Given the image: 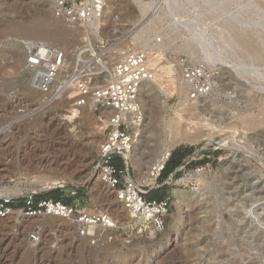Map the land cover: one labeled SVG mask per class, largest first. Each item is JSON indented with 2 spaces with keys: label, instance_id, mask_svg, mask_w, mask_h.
I'll list each match as a JSON object with an SVG mask.
<instances>
[{
  "label": "rangeland",
  "instance_id": "374dc122",
  "mask_svg": "<svg viewBox=\"0 0 264 264\" xmlns=\"http://www.w3.org/2000/svg\"><path fill=\"white\" fill-rule=\"evenodd\" d=\"M117 1L123 6L113 17L117 21L102 25L94 37L89 25L56 19L45 0H0V129L12 124L7 136L0 137V197L32 194L53 199L49 193L61 189L63 199L78 201L81 210L108 213L121 227L101 231V238L92 243L78 234L71 220L13 215L0 219V264H264V0H143L144 13L134 0ZM239 11L243 16L237 19ZM148 24V45H136L137 32ZM235 25L250 29L249 35L236 31ZM88 41L95 48L109 45L110 66L127 53L145 50L150 62L151 55H159L160 67L174 69L164 77L171 92L167 116L192 128L197 140L171 151L187 156L177 176L169 173L168 179L161 176L157 182L172 178L166 185L173 205L160 233L141 235L125 228L115 193L93 175L103 139L97 128L100 116L88 107L67 127L62 119L70 115L73 87L57 95L54 89L43 94L32 85L24 43L65 51L73 73L77 54ZM18 55L21 64L14 63ZM179 57L215 66L218 78L213 93L177 112L184 94ZM175 74L181 81H173ZM65 76L56 82L58 87ZM155 112L160 118L158 106ZM165 131L159 133L160 140ZM92 133L97 136L94 145ZM140 164L131 165L139 184L148 171ZM207 164V183H178ZM70 172L80 183L69 180L45 188L48 179H66ZM174 190L187 196L185 204H177ZM74 191L80 192L76 198L71 196ZM35 229L41 231L40 240L31 243Z\"/></svg>",
  "mask_w": 264,
  "mask_h": 264
},
{
  "label": "built area",
  "instance_id": "2783aa9c",
  "mask_svg": "<svg viewBox=\"0 0 264 264\" xmlns=\"http://www.w3.org/2000/svg\"><path fill=\"white\" fill-rule=\"evenodd\" d=\"M49 1L56 19L70 25H89L94 29L103 18L108 0ZM108 50L109 45L105 43L100 48H93L88 41L78 52L77 67L71 73L65 51L37 43L26 55L25 66L32 73V85L38 92L49 94L54 89L57 95H63L73 87L76 96L68 112H80L89 107L100 116L103 139L94 162L93 175L115 193L118 202L129 213L131 219L125 228L137 230L141 235L160 233L165 230L172 209V196L157 201L149 200L147 195L172 180L169 178L163 184H157L172 154L162 161V165L152 168L150 174L155 179L152 185H142L134 180L128 159L145 122L141 88L145 81L154 78V70L147 51H133L112 65L111 80L101 83L98 79L107 71L103 60ZM83 55L88 57V61L80 60ZM177 64L182 75L180 89L184 92L177 106V112H180L214 92L218 72L207 62H192L187 57H179ZM78 67L81 69L77 70ZM60 73L66 76L58 87L55 81ZM208 167L209 164L196 171L200 173ZM79 195V191H74L71 196L76 198ZM79 206L78 201L65 203L62 200L39 199L32 194L0 197V219L13 215L28 218L44 215L71 220L78 228V234L90 238L92 243L101 238V231L121 228L110 214L91 213ZM40 236V229H35L29 239L31 243H38Z\"/></svg>",
  "mask_w": 264,
  "mask_h": 264
},
{
  "label": "bare ground",
  "instance_id": "6f19581e",
  "mask_svg": "<svg viewBox=\"0 0 264 264\" xmlns=\"http://www.w3.org/2000/svg\"><path fill=\"white\" fill-rule=\"evenodd\" d=\"M134 1L140 6V8L142 9V13H144L143 9L147 5H145L143 0H134ZM114 2H115V0H108L107 1L103 18L97 24H95V28L92 29V30H94L93 34H95L94 37H98L100 35V33L102 32V31H100V28H102V25L108 24V23L114 25V22L117 21V17L115 19H113V17L116 14V10L122 9L123 6L119 1H117L116 3H114ZM45 3L48 5L49 9L53 11L52 3L49 0H45ZM242 12L240 13V11H239L238 13L234 14L235 18L238 19L241 15L243 16ZM109 15H112L110 19L108 18ZM235 24H237V23H235ZM113 25H112V27H113ZM140 25L141 24H139L137 26H140ZM234 28L236 31L242 33L245 36L249 35L250 29H248V28H245V27L243 28V27L238 26V25H235ZM107 30L108 29L106 28V31ZM114 32H115V30H114ZM114 32H113V35L116 34ZM116 32H117V30H116ZM104 33H106V32L104 31ZM148 33H149V24L142 27L137 32L133 41L136 42V45H139L143 42H145L146 45H148V40H146ZM36 44L37 43H24V45H22V47L26 46V47H23V49L27 54ZM42 44H44V43H42ZM90 45L94 48V46L91 42H90ZM210 46L215 47V45H210ZM184 47H185V49H188L191 54H193V55L196 54L195 49L193 47H191V45L190 46L185 45ZM19 56L20 55H18L17 57L15 56V58H14L15 64H21V58ZM150 58H151V62H152L151 66H153L152 68L154 70V78L151 80L145 81L142 85L141 92H140V100H141V103L143 105L144 113H145V122H144L143 127L140 131L139 137L137 138V142H136L133 150L128 155V159H129L130 164L132 166H133L134 162L138 161L141 163L140 164L141 165L140 167H142L141 170H145V169L148 170L144 174L142 173L140 183L143 185L154 184L155 179L150 174V172L152 171V168L154 166H156L157 164L162 165L163 164L162 161H164L169 155H171V151L177 145H180L182 143H193V142L195 143V141L197 140V136L193 132L192 128H185L180 124L179 121H177L176 119H173V118H168V116H167V106H168L167 102L170 98L171 92L169 90L170 85L167 81H164V77L166 75L173 74L174 69L172 68V66L160 67L159 55H157V56L151 55ZM103 61H104V64L107 66V71L98 80H101V83H107L111 80V76L113 73V66H109L106 59H104ZM60 75H61V73L58 75V78L55 81L56 86H57L56 82L61 81ZM173 77H174L173 81L174 80L175 81L180 80V77L176 76V74ZM179 82H177V83H179ZM96 83H100V82H96ZM61 84H63V82ZM157 106L160 109V118H159V116L157 117V113L155 112V108ZM79 113H80L79 111H71V112H69L70 115H66L64 117V119H62L65 122V124L67 125V127L72 126L74 123H76L78 120L81 119V117L79 116ZM180 118H181V116H180ZM244 121H246V120H244ZM98 123H99V125L97 126V128L101 131V123L99 121H98ZM11 126H12V124H9V125L3 127L2 129H0V137L7 136V131L9 130V128ZM163 129H164V131L165 130L166 131L164 133V137L160 140V138H158V136H159V133L162 132ZM91 137H92L90 139L91 141L93 139L97 138V136H94L93 133H92ZM152 142L154 144H152ZM94 144H95V141H92L91 145H94ZM218 145H219V143H216V141H215L214 146L217 147ZM151 147H154L156 149H151ZM147 149H149V150H147ZM98 150H99V147H98ZM148 153H149V159L148 160H146V159L142 160V158L145 157V155ZM63 175H65V174H63ZM206 177H207V175L204 172L203 173L202 172H200V173H198V172L189 173L187 176L178 180V183L179 184L184 183L185 180H196L199 184L203 185V184L207 183ZM69 180L71 182H74L75 184L80 183L76 178L73 177V173L70 172L66 175V179H59V180L58 179H54V180L48 179L46 184H44V186H45V188H51V187L56 186L58 184L64 185ZM15 190H17V189H15ZM12 192H14V190L13 191L8 190V192H6V194L11 195ZM179 193H180V191L174 190V194L176 196L175 198L177 199V204L183 205L187 201V196L181 197L179 195ZM120 205L122 207L120 214H122V217L124 218V220H126L125 223L129 224V221L131 219L130 215L121 203H120ZM104 214H106V213H104ZM247 214H249V213H247ZM113 221L116 222L117 220L115 221V219H113ZM116 223L118 224V222H116Z\"/></svg>",
  "mask_w": 264,
  "mask_h": 264
},
{
  "label": "trees",
  "instance_id": "16d2710c",
  "mask_svg": "<svg viewBox=\"0 0 264 264\" xmlns=\"http://www.w3.org/2000/svg\"><path fill=\"white\" fill-rule=\"evenodd\" d=\"M186 156H187V153H185L183 151H175L171 155V159L167 163L165 170L162 173V178L165 177L168 179L169 173L172 174L173 172H175L178 168H180L183 165V161H184ZM171 162H174V165H172ZM177 174H179V173H177ZM177 174H176V176H177ZM60 192H61V189H56V190L52 191V193H49L48 197L52 196V198L55 200H62L65 203H70L71 200L63 199L62 194H60ZM148 196H149V198H148L149 200L159 201V200L165 199L168 196L167 185H164L160 189L152 191L150 194H148ZM48 197H45V198H48ZM40 198L44 199V197H42V196Z\"/></svg>",
  "mask_w": 264,
  "mask_h": 264
},
{
  "label": "water",
  "instance_id": "95a60500",
  "mask_svg": "<svg viewBox=\"0 0 264 264\" xmlns=\"http://www.w3.org/2000/svg\"><path fill=\"white\" fill-rule=\"evenodd\" d=\"M179 169H180V168H178V169L175 171V174H176L177 172H179Z\"/></svg>",
  "mask_w": 264,
  "mask_h": 264
}]
</instances>
